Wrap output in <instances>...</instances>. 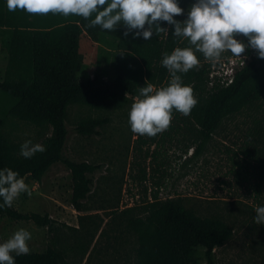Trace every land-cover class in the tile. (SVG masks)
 <instances>
[{"label":"rangeland","instance_id":"1","mask_svg":"<svg viewBox=\"0 0 264 264\" xmlns=\"http://www.w3.org/2000/svg\"><path fill=\"white\" fill-rule=\"evenodd\" d=\"M191 3L180 0L185 9ZM185 15L176 18L182 20ZM239 38L246 40L242 34ZM178 46H187V41L180 39ZM251 52L257 54L245 49L248 56ZM80 53L81 79L93 78L96 73L104 80L116 78L115 45L97 43L84 35ZM197 55L200 62H210ZM232 56L226 51L219 61ZM7 63L8 52L0 34V80L6 76ZM135 98L128 95L127 101L114 109L79 103L68 107L65 155L101 166L93 175L92 192L83 201V213L72 204L70 169L62 162L54 163L41 182L25 177L30 194L21 193L12 205L21 212L50 215L51 226L3 216L0 241L24 227L32 234L30 252L58 246L64 254L62 264H137L140 243L136 222L146 217L152 202L181 199L201 218L220 220L233 228L232 237L215 249L216 264H264V225L254 222L255 207L264 205V95L225 116L205 141L193 119L176 111L165 131L152 137L133 133L128 110ZM3 101L5 96L0 94ZM14 104L0 106V130L19 147L26 139L42 144L50 126ZM95 116L109 118L99 128L100 134L75 131L80 120ZM203 252L201 249V256Z\"/></svg>","mask_w":264,"mask_h":264},{"label":"trees","instance_id":"2","mask_svg":"<svg viewBox=\"0 0 264 264\" xmlns=\"http://www.w3.org/2000/svg\"><path fill=\"white\" fill-rule=\"evenodd\" d=\"M88 23L82 17L51 12H10L5 0H0V34L8 52L6 76L0 80V94L6 101L0 102V106L15 103L23 113L51 128L42 143L46 151L37 152L30 159L21 156L20 147L0 130V168L10 167L23 178L29 176L41 182L54 163H64L72 174V204L79 214L83 213V201L93 190V175L101 166L65 155L68 107L79 103L96 109H114L121 107L128 95L137 97L139 86L146 80L157 86L166 83L168 72L160 63L162 53L171 52L180 43L167 30L155 31V26L153 36L145 41L125 37L123 26L104 30L89 27ZM161 26L170 27L166 22H161ZM84 35L97 43L115 45V79L104 80L99 73L93 78L79 77ZM211 66L210 62H200L182 74L198 100L189 116L204 141L225 116L241 111L264 95V61L257 54L237 69L228 86L209 85ZM108 122L107 116L84 118L75 131L82 135L100 134L99 128ZM149 207L146 217L135 225L140 243L137 264H216L215 249L233 235V228L225 222L201 218L181 199L155 201ZM3 216L49 227L53 221L48 214L21 212L12 206L0 209V218ZM63 259V250L50 245L43 252L17 256L15 264H62Z\"/></svg>","mask_w":264,"mask_h":264},{"label":"clouds","instance_id":"3","mask_svg":"<svg viewBox=\"0 0 264 264\" xmlns=\"http://www.w3.org/2000/svg\"><path fill=\"white\" fill-rule=\"evenodd\" d=\"M8 10L29 14L78 16L88 26L116 30L123 26V35L133 40H148L155 31L167 30L173 37L187 41V46L163 52L161 65L168 80L159 86L148 83L139 87L137 97L128 110V124L133 133L155 136L171 123L173 111L187 116L198 103L193 88L184 83L183 75L200 63L198 53L212 62H219L224 52L241 57L249 48L264 61V0H192L185 9L180 0H5ZM186 14V15H185ZM185 15L182 20L176 17ZM166 22L170 27H162ZM240 34L245 39H240ZM46 146L26 139L20 155L30 159ZM21 193H29V185L17 170L0 168V209L11 207ZM254 222L264 225V205L254 209ZM31 232L17 228L0 241V264H15V258L30 252Z\"/></svg>","mask_w":264,"mask_h":264},{"label":"built area","instance_id":"4","mask_svg":"<svg viewBox=\"0 0 264 264\" xmlns=\"http://www.w3.org/2000/svg\"><path fill=\"white\" fill-rule=\"evenodd\" d=\"M248 56L245 53L241 54V57L232 56L226 58V60L219 61L218 64H213L209 73V85L211 87L215 85L228 86L234 81L235 73L238 68L245 65L246 61L255 53H250Z\"/></svg>","mask_w":264,"mask_h":264}]
</instances>
